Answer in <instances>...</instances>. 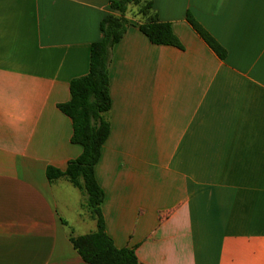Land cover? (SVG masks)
I'll return each mask as SVG.
<instances>
[{"label": "crops", "instance_id": "0c3cea01", "mask_svg": "<svg viewBox=\"0 0 264 264\" xmlns=\"http://www.w3.org/2000/svg\"><path fill=\"white\" fill-rule=\"evenodd\" d=\"M152 2L181 47L152 43L126 14L94 166L105 231L137 264H264V0ZM109 4L0 0V264H88L69 234L95 222L46 168L82 151L57 105L88 72Z\"/></svg>", "mask_w": 264, "mask_h": 264}, {"label": "trees", "instance_id": "16d2710c", "mask_svg": "<svg viewBox=\"0 0 264 264\" xmlns=\"http://www.w3.org/2000/svg\"><path fill=\"white\" fill-rule=\"evenodd\" d=\"M111 13L103 17L99 28L102 36L93 42L89 50L88 72L74 77L69 83V99L59 103L58 109L67 115L72 123L71 142L79 144V156L67 162L65 170L47 166L49 181L64 178L85 196L82 206L95 222V229L82 234H69V240L81 259L88 264H137L133 249L117 248L105 231L101 213L104 193L98 185L94 166L97 163L102 145L110 131L108 65L113 45L118 42L129 24L126 17L129 5L137 7L140 17L139 30L154 44L181 47L172 31L171 24L161 21L153 9L152 0H109ZM186 19L208 46L218 55L225 57L224 48L194 19L190 12Z\"/></svg>", "mask_w": 264, "mask_h": 264}, {"label": "rangeland", "instance_id": "374dc122", "mask_svg": "<svg viewBox=\"0 0 264 264\" xmlns=\"http://www.w3.org/2000/svg\"><path fill=\"white\" fill-rule=\"evenodd\" d=\"M137 7L134 6V5H129L128 7V11H127V15L129 17H133V16H136V11ZM64 189H65V193H66V196L68 197V199L75 203L76 201L77 202H82L83 203V200L85 199V196L83 194V192L81 190H79L78 188L74 187L69 181L63 179V181L61 182ZM86 208L84 206H81L80 207V210H79V215L82 217L85 212H86ZM77 217V215H76ZM90 219V218H89ZM91 221V219H90ZM91 222H89L88 220H85L84 222H81L80 224V230L84 231V232H87L86 229L88 227V225H90ZM88 230V229H87Z\"/></svg>", "mask_w": 264, "mask_h": 264}]
</instances>
